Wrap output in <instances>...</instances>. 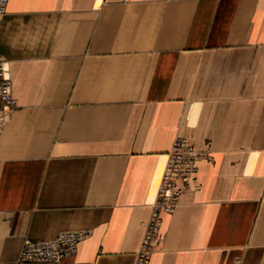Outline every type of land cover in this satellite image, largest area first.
<instances>
[{"label": "crops", "instance_id": "0c3cea01", "mask_svg": "<svg viewBox=\"0 0 264 264\" xmlns=\"http://www.w3.org/2000/svg\"><path fill=\"white\" fill-rule=\"evenodd\" d=\"M0 55V264L73 231L61 264H135L178 137L211 159L149 264H264V0H10Z\"/></svg>", "mask_w": 264, "mask_h": 264}, {"label": "built area", "instance_id": "2783aa9c", "mask_svg": "<svg viewBox=\"0 0 264 264\" xmlns=\"http://www.w3.org/2000/svg\"><path fill=\"white\" fill-rule=\"evenodd\" d=\"M10 0H0V28L7 14ZM0 100L2 102V123L18 110V101L14 96V80L9 63L0 55ZM211 159L209 151H197L188 138H176L163 174L158 197L152 204L151 216L145 224V234L137 253L135 264H149L151 255L162 242V213L173 214L179 206L184 189L194 181L196 162ZM86 233L80 231L62 232L50 239L24 240L19 259L15 263L61 264L74 257Z\"/></svg>", "mask_w": 264, "mask_h": 264}, {"label": "rangeland", "instance_id": "374dc122", "mask_svg": "<svg viewBox=\"0 0 264 264\" xmlns=\"http://www.w3.org/2000/svg\"><path fill=\"white\" fill-rule=\"evenodd\" d=\"M25 239H26V238H25ZM25 239H24V240H25ZM23 243H24V242H23ZM22 246H23V245H22ZM14 263H15V262H14Z\"/></svg>", "mask_w": 264, "mask_h": 264}]
</instances>
